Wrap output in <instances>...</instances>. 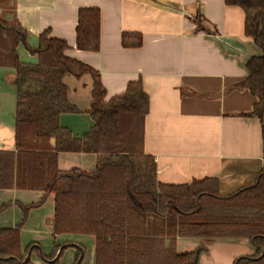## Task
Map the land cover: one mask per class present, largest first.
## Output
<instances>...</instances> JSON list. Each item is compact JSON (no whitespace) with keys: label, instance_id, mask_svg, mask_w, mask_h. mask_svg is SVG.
Listing matches in <instances>:
<instances>
[{"label":"crops","instance_id":"obj_1","mask_svg":"<svg viewBox=\"0 0 264 264\" xmlns=\"http://www.w3.org/2000/svg\"><path fill=\"white\" fill-rule=\"evenodd\" d=\"M7 7L6 16L18 19L32 47L47 29L65 39L69 56L99 71L107 100L124 93L131 81L142 80L149 95L144 151L154 156L160 182L216 178L218 192L229 195L259 180L264 123L252 114L258 97L237 84L248 74L247 61L262 50L245 32L243 8L225 0H10ZM83 7L100 9V49L95 52L76 45ZM124 32L140 33L142 44L124 46ZM18 51L22 61L38 63V55L25 45ZM63 80L78 112L63 113L60 122L79 137L94 125L93 77L66 74ZM16 103L15 69L0 66L1 151H16ZM98 160L97 153L64 151L58 166L93 173ZM43 196L40 190L0 188V207L6 205L0 210V228H20L23 250L32 243L33 264H50L56 244L64 247L62 263L76 264L83 254L80 264H95L94 236L56 234L55 195L46 194L39 203ZM177 244L179 252L207 246L200 264H235L237 258L254 253L246 237L178 236Z\"/></svg>","mask_w":264,"mask_h":264},{"label":"trees","instance_id":"obj_2","mask_svg":"<svg viewBox=\"0 0 264 264\" xmlns=\"http://www.w3.org/2000/svg\"><path fill=\"white\" fill-rule=\"evenodd\" d=\"M9 2L0 0V7ZM225 2L244 9L245 32L262 50L247 61L248 74L237 86L258 97L252 114L264 123V0ZM122 41L136 47L143 38L124 32ZM20 44L38 55V63L21 60ZM76 45L80 50L100 49L98 7L80 8ZM68 49L69 43L49 29L32 47L18 19L0 14V66L14 67L17 93L16 151L0 150V188L43 191L39 203L53 193L54 232L93 235L96 264H200L207 246L179 252L178 236L246 237L254 253L239 257L238 264H264V170L254 186L229 195L218 192L216 178L160 182L154 156L144 151L149 95L142 80L131 81L124 93L107 100L99 71L69 56ZM66 74H90L94 81V125L79 137L60 122L63 113L78 112L68 99ZM64 151L99 154L96 171H62L58 157ZM31 245L23 250L19 227L0 228V264H33L22 263ZM59 247L55 245L51 258ZM50 264L64 263L58 258Z\"/></svg>","mask_w":264,"mask_h":264},{"label":"water","instance_id":"obj_3","mask_svg":"<svg viewBox=\"0 0 264 264\" xmlns=\"http://www.w3.org/2000/svg\"><path fill=\"white\" fill-rule=\"evenodd\" d=\"M63 249H64V247L61 246L60 249L58 250L57 256L54 259H52L51 261H54V260L58 259ZM31 253H32V250L30 249L22 263H26V262H28L30 260ZM260 256H264V250H263V252H262V254ZM82 258H83V254L80 256V258H79V260L77 261L76 264H80ZM94 258H95L94 260H95V264H96V252H95V257ZM235 264H238V260L236 261Z\"/></svg>","mask_w":264,"mask_h":264},{"label":"rangeland","instance_id":"obj_4","mask_svg":"<svg viewBox=\"0 0 264 264\" xmlns=\"http://www.w3.org/2000/svg\"><path fill=\"white\" fill-rule=\"evenodd\" d=\"M7 6H8V5H4V6L0 7V14H2L3 16L6 15V13L8 12V10L6 9V8H8ZM7 17H8V15H7ZM40 213H43V215H44V214L46 213V211L43 209ZM43 215H42V216H43ZM42 226H43V224H42ZM53 242H54V240L52 241V243H53ZM59 249H60V247H59ZM59 249H58V250H59ZM54 250H55V245L53 246V250H52V251H54ZM28 251H29V250H28ZM57 253H58V251L56 252V256H57ZM56 256H55V257H56ZM55 257H54V258H55ZM54 258H53V259H54ZM237 259H238V258H237ZM236 261H237V260H236ZM235 263H236V262H235Z\"/></svg>","mask_w":264,"mask_h":264}]
</instances>
